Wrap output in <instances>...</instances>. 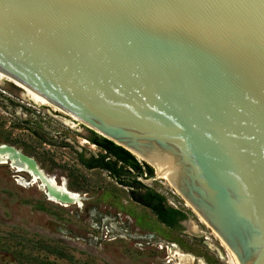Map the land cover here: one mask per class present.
<instances>
[{"label":"water","instance_id":"water-1","mask_svg":"<svg viewBox=\"0 0 264 264\" xmlns=\"http://www.w3.org/2000/svg\"><path fill=\"white\" fill-rule=\"evenodd\" d=\"M0 72L169 176L239 264H264V0H0Z\"/></svg>","mask_w":264,"mask_h":264},{"label":"rangeland","instance_id":"rangeland-1","mask_svg":"<svg viewBox=\"0 0 264 264\" xmlns=\"http://www.w3.org/2000/svg\"><path fill=\"white\" fill-rule=\"evenodd\" d=\"M2 82L0 145L33 158L58 185L60 177L66 179V189L85 201L51 202L27 173L0 163V264H230L228 249L172 185L143 175V186L184 213L179 231L165 228L133 203L127 186L105 172L77 165L74 150L62 148V137L79 147L73 130L83 128L80 123L72 121L77 126L69 129L55 118L68 119L65 115ZM43 138L53 139L55 145ZM79 141L88 148L84 138ZM87 150L97 153L95 148Z\"/></svg>","mask_w":264,"mask_h":264},{"label":"flooded vegetation","instance_id":"flooded-vegetation-1","mask_svg":"<svg viewBox=\"0 0 264 264\" xmlns=\"http://www.w3.org/2000/svg\"><path fill=\"white\" fill-rule=\"evenodd\" d=\"M66 117L68 119H65L61 116L55 117V118L58 119L63 125H65L69 129H74V127L77 126L74 123H72V121H77L83 126V128L73 130L75 132V138H76L75 143L78 144L79 147L73 146V144H71L70 141L65 136L62 137V140L64 141L62 148L67 149L69 151L74 150V156H75V161L77 165L80 168L84 169L85 171L105 172L106 174L109 175L110 178H112L116 182H119L123 186H127L130 191L129 192L130 199L133 203L139 205L141 208L148 210L151 214L154 215L157 221L165 228H168L170 230L179 231L180 228L182 227L184 218H180V216H177L176 226L168 225L164 223L163 221H161L152 212V210L149 207H146L144 205L146 197L147 198L154 197L155 194L157 193L152 188L148 186H143V181H144L143 175H147V174L142 173L141 170H135V171L130 170L132 175L128 177V175L126 174V171L128 170V166L126 164V159L121 152H117L116 150H114L108 143L104 142V140H106L105 138L98 135L93 130L87 128L84 124H82L78 120L74 119L73 117L69 115H66ZM64 121H68L69 123L67 124ZM80 138H84L86 140L85 142L89 144L88 148H85V146H83L84 142H80L79 141ZM43 140L48 145H51V146L55 145V142L53 141V139L43 138ZM91 148H95L97 153L96 154L90 153V151L87 149H91ZM141 169L144 170V167ZM66 175H68V173ZM152 176L153 174L150 176L148 175V179ZM59 179L61 180V182L59 183H62L63 181L66 180L64 178L61 179V177ZM64 183L67 188V186L69 185L68 182L65 181ZM150 191L151 193H148ZM82 201H85V198ZM162 204H164L165 207L175 209L169 203H167L165 199L162 201ZM175 210H178V209H175ZM178 211L184 215L182 211L180 210Z\"/></svg>","mask_w":264,"mask_h":264},{"label":"bare ground","instance_id":"bare-ground-1","mask_svg":"<svg viewBox=\"0 0 264 264\" xmlns=\"http://www.w3.org/2000/svg\"><path fill=\"white\" fill-rule=\"evenodd\" d=\"M2 81H6V82L12 83L14 86H16L17 88H19L21 90V95L22 96L28 97L34 103H36L38 105L47 106L50 109H52L53 111H55V112L61 113V114L65 115V116L67 115L65 112H63L62 110H60L56 106H53L52 104H50L46 99H44L39 94L33 92L31 89L21 85L17 81L9 78L8 76H6V75H4L3 73L0 72V83H3ZM64 122L67 123V124L69 123L68 121H64ZM9 156H10V154L2 155V156H0V160H4V159H6V157H9ZM154 158H155V160L157 162H162V159H165L164 157H162L161 155H159V154H157L155 152H154ZM138 159L141 160V158H138ZM12 163H13V165H12L11 168H13V169H15V170H17L19 172L27 173L33 179V181H36L40 185V187L42 189L46 188V185H44V184L41 185L40 181H39V178H37V176L35 174H33L30 170H28L27 166L24 163H22V162H20L18 160H13ZM41 174L43 175L44 180H46L47 186L49 188H51V190L53 191V192H49L48 194H46V196H47L49 201L56 202V203H59V204H62V205H71V204L80 205L81 204V201H82L83 198L80 197L79 195H76V194H73V193L69 192L66 189L64 183H61V185H58L57 182L53 178L48 177L42 171H41ZM158 178L165 180L170 186L172 185L169 176H167L166 174H164V175L162 174V176H157L155 179H158ZM55 193L59 194V195H66L73 202L72 203L62 202L60 200V198L57 195H55ZM185 202H186L185 205L190 208V205L188 204V202L187 201H185ZM219 240L221 242V245H223L226 249H228V247L224 244V242L221 239H219ZM227 252L229 253V256L231 258L230 259V264H239L237 259H236V257H235V255L229 249L227 250ZM178 257H180V256H178Z\"/></svg>","mask_w":264,"mask_h":264},{"label":"trees","instance_id":"trees-1","mask_svg":"<svg viewBox=\"0 0 264 264\" xmlns=\"http://www.w3.org/2000/svg\"><path fill=\"white\" fill-rule=\"evenodd\" d=\"M104 142L108 143L114 150H116L117 152H121L124 155V157L126 159V164L128 166V170L126 171V174L128 175V177L130 175H132L130 170H132V171L141 170L142 173H146L149 176L153 174L152 168H150L147 165H141L127 151H125L122 148L114 145L112 142H109L106 140H104ZM143 167H144V170L141 169ZM148 193H151V191ZM163 200H164V198L161 195L156 193L154 197H151V198L146 197L144 205L146 207H149L152 210V212L164 223H166L168 225L176 226V223H177L176 217L180 216V218H185V216L183 214H181L178 210L165 207V205L162 204Z\"/></svg>","mask_w":264,"mask_h":264}]
</instances>
